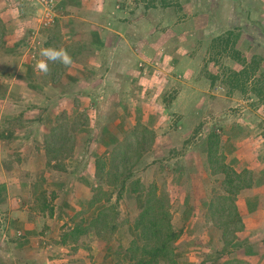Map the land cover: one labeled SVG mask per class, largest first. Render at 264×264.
Segmentation results:
<instances>
[{
	"label": "crops",
	"instance_id": "crops-1",
	"mask_svg": "<svg viewBox=\"0 0 264 264\" xmlns=\"http://www.w3.org/2000/svg\"><path fill=\"white\" fill-rule=\"evenodd\" d=\"M25 1L30 5L35 4L31 0L3 2L9 7L6 9L12 17L25 21V25L16 30L15 34L23 35V28L27 26L26 18L33 17L28 15L33 11L27 10L26 14L22 12ZM57 6L58 20L53 27L56 33L45 36L44 47L66 50L72 63L65 66L49 61L47 74L51 78L48 81L54 90L59 78L64 83L70 82L72 87L63 84V100L69 102L74 99L77 104L80 103V107L83 102L86 104L90 101L91 107L96 108V115L98 113L97 121L91 119L88 126L83 125L77 130L75 152L64 160L67 162L66 170H53L49 173L56 179L74 178V182L62 186L66 191L70 190L65 191L66 196H60L58 202L39 209L35 206L34 199L30 200L34 195L32 186L27 178L23 180L21 174L22 169L26 170V176H31L46 168L44 142L42 141V148L39 149L36 147L40 146L37 142L15 141L16 127H0V264H33L37 260L41 264H113L115 258L125 256L130 243L139 239L133 225L128 224L126 229L128 234H134L131 240L128 238L129 245L125 243L127 238L120 239L119 231L114 233L112 239L104 240L96 230L86 229L82 238L79 237L80 240L78 237L72 240L74 236L65 233L64 220L58 217L56 211L59 209L66 216L65 210L78 208L79 201L68 198L67 193L73 191L74 186L83 193L86 191L85 181L88 183L86 179L96 177L100 158L110 147L119 145L125 139L129 128L135 129L136 125L141 124L155 134L153 146L138 158L136 165L141 166V163L146 162L141 168L142 182L146 185L158 182L162 174H166L168 191L184 194L196 184L193 183L192 173L188 171L189 161H193L197 168H203L202 164L207 160L204 150L201 152L202 145L188 141L192 125L182 124L194 112L192 100L190 102L188 98L197 92L204 93L206 89L200 87V84L205 85L204 79L199 80L195 71L193 72L196 60L188 55L183 56L181 51L183 46L191 48V40L185 42L186 45L181 41V24L175 28L178 30V37L174 47L166 51L164 35L168 32H163L158 27L159 23L153 25L149 19L152 18L150 15L158 16V10L144 9L141 5L132 6V0H58ZM36 20L35 17L32 18L31 28L37 24ZM17 22L16 20L15 23ZM4 39L5 45L10 46L9 31ZM151 57L155 58L157 65H162L164 71L160 72L157 67L159 75H151L152 84H148L150 82L143 75L140 63H146L145 60H151ZM163 93V96L170 93L167 104H162L159 100ZM196 102L198 103L197 100ZM85 129L91 133L84 132ZM9 134L7 141L5 136ZM11 137L13 140L9 141ZM255 143H258L259 149L254 147L253 141H242L241 145L240 141L224 143L225 147L233 144L238 148L230 155L226 152V161L233 163L231 166L234 169L258 170L254 186L239 194L238 207L242 210L246 226L240 237L242 240L249 237L250 244L253 242L250 235L256 230V236L260 235L262 238L260 243L264 242V141ZM23 146H26L25 153H21ZM207 146L208 141L206 148ZM55 161L57 160H53V163ZM126 192H130L129 196L126 195L132 200L131 209H142L145 192L135 194L129 188H126ZM184 201L188 202L187 197H184ZM100 203V209H97L98 203H84L85 207L82 209L90 211L85 215V226L89 224L87 221L98 217L100 211L109 205L105 201ZM205 220L202 213L185 215L186 224L194 222L198 231L206 223ZM198 231L194 234H198ZM119 242L125 248L121 250L120 257L113 247H118ZM245 247L249 246L246 244ZM69 252L71 255H68ZM55 255L58 257L54 258ZM12 258L14 261H11Z\"/></svg>",
	"mask_w": 264,
	"mask_h": 264
},
{
	"label": "rangeland",
	"instance_id": "rangeland-1",
	"mask_svg": "<svg viewBox=\"0 0 264 264\" xmlns=\"http://www.w3.org/2000/svg\"><path fill=\"white\" fill-rule=\"evenodd\" d=\"M3 2L4 0H0V33L4 30L6 36L9 31L11 39L10 46H6L5 42L2 43L0 39V127L3 125L4 128L16 127L15 141L37 142L40 146L35 145L39 149L42 148V141L45 150L48 145L51 147L54 144L58 148L59 145L66 143V151L64 148L63 154H58L56 156L58 160L55 162H63L66 165L67 162L64 160L67 156H65V153L72 155L75 152V145L73 150H71V145L78 140L77 130L83 125L88 126L91 119L96 122L98 113L96 115V108L91 107L92 103L90 101L86 104L83 102L80 107V103L77 104L74 99L69 102L63 100L61 94L63 84L72 87L70 82L64 83L59 78L57 88L54 90L48 81L51 76L35 70L34 66L37 60L44 59L40 52L42 49H46L44 47L45 36L47 34L55 35L56 33L53 31V27L58 17L56 16L52 25L44 27L40 22L44 13L40 0H31V3L35 2L34 5H30L25 1L26 4H22L21 10L25 14L27 10L33 11L28 14L33 17L26 18L27 26L23 28V35L22 33L15 34L16 30H20L25 25V21L22 22L12 17V14H9L10 12L7 10L9 7ZM136 5H141L144 9L159 11L158 16L154 15L153 17V15H150L152 18L149 19L153 25L156 22L159 23L158 27L163 32H168L166 36L164 35L167 45L166 51L174 47L175 39L178 37L176 34L178 30H175V28L178 24H181L183 34L181 41L186 45L185 42L191 40V48L183 46L181 50L183 56L188 55L196 60V65L194 64L192 67L193 72L195 71L199 80L204 79L205 81V85L200 84L202 89H206L205 92L194 93L192 97L188 98L190 102L192 100L191 107L194 112L192 115H188L184 122L182 121V124L192 125L194 129V131L191 129L188 141H194L198 145L201 144V152L204 150L205 157L207 155V160L202 164L203 168H197L191 160L188 163V171L193 175V183H196L194 184L195 187L192 186L193 188H190L184 194H177L168 191V184L165 180L166 174H162L163 176L156 182L161 192L170 195L172 202L171 223L173 228L180 232L178 238L172 243L174 256L180 264H220L231 257L248 264H264V242L260 243L262 238L260 235L256 236L257 230L250 235L253 241L251 244L248 240L249 237L245 240L240 237L246 226L242 219V210L238 207L239 194L254 186L258 177L256 173L258 170H254V168L242 171L235 169L238 173H241V180L236 176H232L234 182L231 183L226 181V176L220 172L223 164L230 167L233 164L226 161V152L230 155L238 149L233 144L225 147V141H240V145L242 141H253L256 149H259V146L255 141H264V100L258 98L251 90L243 92L236 86H231L228 78L230 69L240 70L242 68L231 57L234 48L248 55H257L264 52V0H132V6ZM58 7L55 6V11ZM4 8L5 10H3ZM34 17L37 19V24L31 28V20ZM161 18L163 20H159ZM16 20L17 23H15ZM229 30L233 31L230 46L215 42V38L225 35ZM29 31L31 32L29 33ZM150 59L145 60L148 65V73L145 75L143 71V75L150 82L148 84H152L154 74L159 75L156 72L157 67L160 68V72L164 71L161 64L160 66L156 64L155 58L152 59L151 57ZM69 89H64V91L68 92ZM163 95L164 93L159 97V100L162 104H167L170 100V93H166V96ZM184 103L186 105L187 97ZM135 127H138V125ZM55 128H57L56 133L52 136ZM86 131L91 133L90 130L85 129L84 132ZM133 131L134 128H129L125 136V138L129 137V146L131 144L128 148L130 160L128 166L133 172V176L126 184L123 199L121 198L122 203L120 202L121 199L117 200L121 186L118 184L116 186L113 183L116 179L109 175V171H111L110 152L116 147L114 146L110 147L104 153V156L100 158L101 165L105 163L103 174H101L102 178L99 179L97 168L96 177L91 180L86 179L88 183L85 181L87 188L84 193L77 186H74L73 191L67 193L68 198L71 197L76 199L77 202L79 201L77 203L78 208L73 210L68 208V210H65L66 216H63L59 209L56 211L58 217L64 220L65 233L70 232L71 227H80L78 229L80 234H75L74 237L71 236L72 240L77 237L80 240L86 229L96 230L104 240L112 239L114 233L119 231L121 240L127 238L125 240L127 241L125 242L126 245L128 244V238L131 240L134 236V234H128L126 229L128 224L135 227L134 222L140 210L131 209L132 200L128 198L130 192L127 194L126 188L132 191L131 183L137 179L147 189L152 184L146 185L142 182L141 168L146 162L141 163V166H136V160L149 150L145 148L149 146L152 138L148 135L146 144L138 145L141 128L135 136L132 135ZM5 137L7 140L10 138V134ZM12 140L11 137L9 141ZM46 141H50V143L46 145ZM207 141L208 144L209 141L216 143L213 153V165L209 162L208 146L206 148ZM217 141H219L218 145ZM203 142L205 144H202ZM23 147L24 150L21 153H25L26 146ZM239 148H242V146ZM244 148L246 147L244 146ZM196 150L194 149V151ZM59 159H62V162ZM53 170L56 169L46 166L45 169H40L31 176L30 174L26 176L24 174L26 170L22 169L23 180L27 178L32 186L31 191L34 192L30 200L34 199L35 206L38 209L55 201L58 202L60 196L64 198L66 190L62 186H67L74 179H56L52 174H49ZM76 179L78 181V178ZM245 184H249L250 187H245L236 193L235 187ZM225 188L228 192L225 191ZM58 192H63V194L59 195ZM226 195L227 198H221ZM81 196L83 199H80ZM107 197H111L110 207H115L113 209L115 213L109 210L107 212L108 216L104 217L108 222L107 226L94 222L96 218L87 221L89 224L85 226V215L90 211L86 208L82 209L85 207L84 203L87 205V203L97 200L95 203L99 204L97 209H100V202H106ZM184 197H187L188 202L184 201ZM212 203H214L215 209L217 206L223 208L221 213H216V211L210 209ZM121 205L122 210H120ZM193 212L196 214L202 213L206 219V223L200 226L199 231L198 227L194 226V222L190 225L185 222V215H190ZM236 229H239V231L234 232ZM136 231L139 239L133 241L136 240L143 244L140 231ZM196 231H198V234L195 235ZM224 234L231 244L226 245ZM246 244L249 247H245ZM117 246L113 247L117 250L118 257H120L121 250L125 248L121 242ZM129 247L126 249L125 256L115 258L113 264H133L130 261ZM68 255H71V252ZM57 257L54 256V258ZM64 258H67V256ZM6 261L8 262V260ZM38 261H34L33 264H41Z\"/></svg>",
	"mask_w": 264,
	"mask_h": 264
},
{
	"label": "trees",
	"instance_id": "trees-1",
	"mask_svg": "<svg viewBox=\"0 0 264 264\" xmlns=\"http://www.w3.org/2000/svg\"><path fill=\"white\" fill-rule=\"evenodd\" d=\"M4 30L0 33V39L1 42H4L5 34ZM233 35V31L229 30L225 33V35H221L217 38H215V42L219 44H223L224 46L229 45L231 42V38ZM233 54L231 57L236 60L242 68L240 70H233L230 69L229 72V83L231 86H236L238 89H240L243 92H248L251 90L253 93H255L258 98L264 100V52L261 54H253L248 55L245 53H242L238 49L234 48L232 50ZM141 128L140 133V142L138 141L137 144H146V137L149 135L152 140L150 141V144L145 149H149L152 147L153 141L155 140V134L154 131L149 129L148 127L138 124V127H136L132 133V135H137L138 130ZM57 128L53 130L52 136L55 135ZM50 141H46V145H48ZM129 137H126L119 145H116V147L112 150L111 153V160H110V169L109 175L112 176V178L116 179L113 183L116 185L118 184L121 186L118 195L117 200L121 199L123 196V193L125 192V187L128 181L132 178L133 172L130 170V167L128 166L130 160L128 156V148L129 146ZM219 144V141H217V145ZM215 145L216 143L214 141H209L208 144V152H209V162L213 165V153L215 151ZM65 148L66 151V143L59 145L58 148L52 144L51 147L49 145L46 148L47 152V167L54 168L58 171H65L66 167L62 163H53V160H58L56 157L58 154H63V150ZM139 148V146H138ZM144 148V146H143ZM74 149V144L71 145V150ZM65 156H69L70 154L65 153ZM65 157V158H67ZM224 158V157H223ZM118 159V162L116 163ZM138 160V159H137ZM136 160V161H137ZM57 162V161H55ZM137 163V162H136ZM133 164V163H132ZM103 166L100 162L97 163L98 168V177L99 179L102 178L101 174H103ZM115 169V173H114ZM221 173H223L226 176V181L229 183L234 182L232 176H236L241 180V173H238L235 169L232 167L223 164L221 167ZM44 177V175H42ZM112 183V184H113ZM132 193H139V192H146L145 194V201L142 209H140V213L137 216L134 225L135 229L139 230L141 233V240L143 244H141L139 241H133L128 249V252L130 254V261H132L133 264H180L175 256L174 251L172 248V243L178 238L180 235V232L176 231L173 228V225L171 223V198L168 193L161 192L159 190V187L156 183H152L150 187L147 189L139 179L133 181L131 183ZM117 186V185H116ZM245 187H250L249 184L245 185H238L235 187L236 193H238L241 189ZM225 191L228 192V190L225 188ZM225 197L221 198H227ZM45 198V197H44ZM110 198L107 197L106 202L110 203ZM97 201V200H96ZM95 201V202H96ZM48 206V205H47ZM46 207V206H44ZM117 207V206H116ZM115 209V207H110V205L104 207L101 211L98 217H96L95 221L96 223H100L102 225H106L108 222L105 220L104 217L108 216V211ZM210 209H213L216 211V213H221L223 208L217 206L215 209L214 203L210 205ZM115 213V211H113ZM117 214V213H116ZM77 228H72L70 232H68L67 235L74 236L75 234H80ZM239 231V229H236L234 232ZM224 242L227 244H231L230 241H228L225 238L224 234ZM220 264H248L240 259L236 258H229L225 260L224 262Z\"/></svg>",
	"mask_w": 264,
	"mask_h": 264
},
{
	"label": "clouds",
	"instance_id": "clouds-1",
	"mask_svg": "<svg viewBox=\"0 0 264 264\" xmlns=\"http://www.w3.org/2000/svg\"><path fill=\"white\" fill-rule=\"evenodd\" d=\"M40 55L44 59L37 60L35 64V70H38L40 73L47 74L49 72L48 62L61 63L65 66H69L72 63V58L70 54L64 50H52V49H42Z\"/></svg>",
	"mask_w": 264,
	"mask_h": 264
},
{
	"label": "built area",
	"instance_id": "built-area-1",
	"mask_svg": "<svg viewBox=\"0 0 264 264\" xmlns=\"http://www.w3.org/2000/svg\"><path fill=\"white\" fill-rule=\"evenodd\" d=\"M57 2L58 0H40V3L44 8L43 17L40 19L42 26L49 27L54 23L56 18L55 6L57 5ZM140 66L146 75L148 73V65L146 63H140Z\"/></svg>",
	"mask_w": 264,
	"mask_h": 264
}]
</instances>
